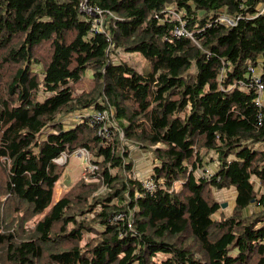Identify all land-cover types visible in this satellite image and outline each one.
I'll return each instance as SVG.
<instances>
[{"label":"trees","instance_id":"obj_1","mask_svg":"<svg viewBox=\"0 0 264 264\" xmlns=\"http://www.w3.org/2000/svg\"><path fill=\"white\" fill-rule=\"evenodd\" d=\"M79 2L0 0V264H264V107L248 79L252 65L264 84V0H89L110 11L109 39ZM168 6L198 43L175 35ZM106 108L153 153V190L119 131L106 141L85 114L64 121ZM82 146L99 168L55 201L67 165L55 159ZM231 187L215 218L213 191Z\"/></svg>","mask_w":264,"mask_h":264},{"label":"built area","instance_id":"obj_2","mask_svg":"<svg viewBox=\"0 0 264 264\" xmlns=\"http://www.w3.org/2000/svg\"><path fill=\"white\" fill-rule=\"evenodd\" d=\"M79 9L80 11L86 16L91 17L89 18L91 22V28L94 31L103 32L107 35V38L109 39V33L107 32L105 25H104V16L105 13H110V11L104 10L100 8L99 6L93 5L89 2V0H80L79 2ZM166 18L167 16L172 15L174 19L177 20L175 26H174V33L178 37H189L194 42L198 43L197 35L193 30H191L187 25L186 21L182 18L181 14L177 12L173 7L168 6L166 8ZM260 13H264V4L260 10ZM239 15H237L235 18L231 17H220L219 20L225 21L231 25L237 24ZM228 67V63L223 60V64L221 67V72L223 73L225 69ZM248 79L250 83L254 86H256L257 89V97H256V103L258 106L264 107V84L261 81L260 75L257 73V68L249 65L248 66ZM239 85V82L237 83ZM240 84H243V81L240 82ZM236 85V84H234ZM233 85V86H234ZM83 116V115H82ZM84 117L89 118V124L97 129L98 134L103 137L106 141H112L115 137L116 131L120 132V137H124V131L120 128L117 120L115 119L114 111L112 109H104L102 111H96L91 112L89 114H85ZM71 157H76L82 161V174L85 177L86 180H91L94 175L96 174L99 166L97 162L94 160L93 155L91 154L90 150L85 147H79L75 149L73 152H67L63 151L56 159L55 162L59 164L67 163L68 160ZM206 176L210 175V170L207 169L205 172ZM135 178H138L135 175ZM140 179V178H139ZM142 181L143 187L147 191H151L156 187V183L149 175L145 179H140ZM118 218L121 217V214L117 216Z\"/></svg>","mask_w":264,"mask_h":264},{"label":"rangeland","instance_id":"obj_3","mask_svg":"<svg viewBox=\"0 0 264 264\" xmlns=\"http://www.w3.org/2000/svg\"><path fill=\"white\" fill-rule=\"evenodd\" d=\"M111 56L113 60L117 62L120 61L121 59H125L130 63L136 65L141 71H144L148 66L147 60L140 52H125L119 50L118 52H112ZM92 76H93L92 70L88 69L84 73V79L79 84H77V90L81 91L85 88H89L92 83ZM91 110L92 109H87L84 111H80V112L78 111L66 115L64 121H66L69 125H74L77 122L81 121L82 114H89L91 113L90 112ZM121 141H122V146L126 144L125 146H128L130 150V154H131L130 157H132L134 161L135 175L140 179L147 178L149 174L152 173L151 171L155 164L153 160V153L147 149H143L139 147L137 144L133 143L130 140H126L125 135L123 138H121ZM74 159L75 158L71 157L68 160V162L66 163L67 165L64 174L57 181V185H56L57 187L54 196L55 201L61 195L60 193H58V191L61 193L67 191L80 177L83 176V174L81 173L82 167L80 164V162L82 161L74 160ZM214 167L216 168V163L213 162H210V164L207 165V169H209L210 171H213ZM202 168L203 166L197 170L196 174L202 175L201 172ZM175 187L180 188L181 182L180 181L176 182ZM213 193H215L216 198L221 202V209L215 214L214 217L217 218L221 214V212H224L225 214L226 213L229 214L235 202V197L237 193L236 189L234 187L226 188V189H215ZM222 203H226V205L222 206Z\"/></svg>","mask_w":264,"mask_h":264},{"label":"crops","instance_id":"obj_4","mask_svg":"<svg viewBox=\"0 0 264 264\" xmlns=\"http://www.w3.org/2000/svg\"><path fill=\"white\" fill-rule=\"evenodd\" d=\"M263 97H264V96H263ZM73 158H75L74 160H80V159H78V158H76V157H73ZM80 164H81V167H82V169H83L82 162H80ZM213 169H214V168H213ZM151 172H152V171H151ZM81 173H82V171H81ZM147 175H148V174H147ZM149 175H150V174H149ZM255 186H256V189H257L260 193H263V192H264V188L260 186L259 182L256 181ZM58 193L62 194L63 192L61 193V192L58 191ZM59 197H60V196H59ZM58 199H59V198H57V200H58ZM57 200H56V201H57ZM231 210H232V209H231ZM250 210H253V207H251ZM250 210H247V212L250 211ZM226 214H227V213H226Z\"/></svg>","mask_w":264,"mask_h":264},{"label":"bare ground","instance_id":"obj_5","mask_svg":"<svg viewBox=\"0 0 264 264\" xmlns=\"http://www.w3.org/2000/svg\"><path fill=\"white\" fill-rule=\"evenodd\" d=\"M223 16H226V17H231V18H235L234 16H231V15H227V14H222L220 17H223ZM107 17V13H105V16H104V21H105V18ZM220 17H219V19H220ZM218 21H220L221 23H226V24H229V23H227V22H225V21H221V20H218ZM229 25H231V24H229ZM32 71V70H31Z\"/></svg>","mask_w":264,"mask_h":264},{"label":"water","instance_id":"obj_6","mask_svg":"<svg viewBox=\"0 0 264 264\" xmlns=\"http://www.w3.org/2000/svg\"><path fill=\"white\" fill-rule=\"evenodd\" d=\"M226 205V203H222V206H225Z\"/></svg>","mask_w":264,"mask_h":264},{"label":"clouds","instance_id":"obj_7","mask_svg":"<svg viewBox=\"0 0 264 264\" xmlns=\"http://www.w3.org/2000/svg\"><path fill=\"white\" fill-rule=\"evenodd\" d=\"M151 174H152V173H151ZM151 174H150V175H151Z\"/></svg>","mask_w":264,"mask_h":264}]
</instances>
